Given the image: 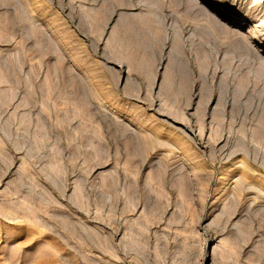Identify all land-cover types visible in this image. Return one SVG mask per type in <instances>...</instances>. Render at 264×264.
I'll return each mask as SVG.
<instances>
[{"label":"rangeland","instance_id":"374dc122","mask_svg":"<svg viewBox=\"0 0 264 264\" xmlns=\"http://www.w3.org/2000/svg\"><path fill=\"white\" fill-rule=\"evenodd\" d=\"M257 1L0 0V264H264Z\"/></svg>","mask_w":264,"mask_h":264},{"label":"bare ground","instance_id":"6f19581e","mask_svg":"<svg viewBox=\"0 0 264 264\" xmlns=\"http://www.w3.org/2000/svg\"><path fill=\"white\" fill-rule=\"evenodd\" d=\"M197 2H198V1H196V3H197ZM253 2H255V1H253ZM257 2H258V1H257ZM260 2H261V0H260ZM260 2H258V3H260ZM194 3H195V2H194ZM255 3H256V2H255ZM192 5H193V4H192ZM202 5H203V4H202ZM262 5H263V4H262ZM202 7H204V6H202ZM261 8H262V7H261ZM263 8H264V7H263ZM262 10H263V9H262ZM201 14L204 15V11H203V12L201 11ZM205 14H206V13H205ZM211 18H212V17H211ZM218 21H219V20L217 19V22H218ZM217 22H216V23H217ZM252 45L254 46V44H252ZM253 46H252V47H253ZM252 47H251V49H252ZM253 49H254L253 52L255 53V54H253V55H255V56H256V52L262 53V52H260L259 50H257V47H255V46L253 47ZM258 49H259V48H258ZM248 50H250V48H248ZM250 51H252V50H250ZM253 52H252V53H253ZM252 53H251V54H252ZM249 54H250V52H249ZM259 56H260V55H259ZM257 58H258V57H257ZM260 59H262L261 61H263V60H264V56H262L261 58H258L259 61H260ZM262 63H263V62H262Z\"/></svg>","mask_w":264,"mask_h":264}]
</instances>
